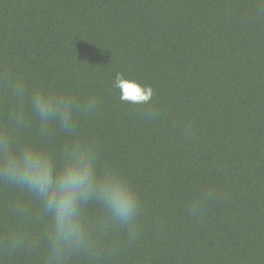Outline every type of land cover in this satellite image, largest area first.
Instances as JSON below:
<instances>
[{"label":"trees","instance_id":"obj_1","mask_svg":"<svg viewBox=\"0 0 264 264\" xmlns=\"http://www.w3.org/2000/svg\"><path fill=\"white\" fill-rule=\"evenodd\" d=\"M6 68L98 104L66 130L17 124L0 81V125L94 142L142 206L134 234L86 206L87 239L57 254L33 196L0 179V264H264V0H0ZM117 72L151 102H122Z\"/></svg>","mask_w":264,"mask_h":264},{"label":"clouds","instance_id":"obj_2","mask_svg":"<svg viewBox=\"0 0 264 264\" xmlns=\"http://www.w3.org/2000/svg\"><path fill=\"white\" fill-rule=\"evenodd\" d=\"M0 81L19 101L17 124L35 120L42 129L56 123L63 129L75 120L79 103L96 106V97L81 98L42 85L28 84L25 77L6 68ZM111 87L122 102L149 104L153 89L117 72ZM0 179L32 195L46 217L48 238L53 250L80 246L87 239L86 206H95L108 220L136 233L141 200L129 178L114 165L101 163L93 143L71 136L59 151L19 140L0 125Z\"/></svg>","mask_w":264,"mask_h":264}]
</instances>
